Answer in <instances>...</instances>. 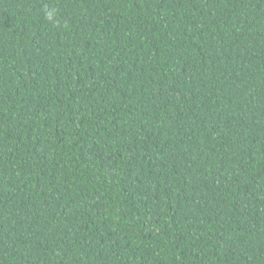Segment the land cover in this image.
<instances>
[{
  "label": "trees",
  "instance_id": "16d2710c",
  "mask_svg": "<svg viewBox=\"0 0 264 264\" xmlns=\"http://www.w3.org/2000/svg\"><path fill=\"white\" fill-rule=\"evenodd\" d=\"M0 264H264V0H0Z\"/></svg>",
  "mask_w": 264,
  "mask_h": 264
},
{
  "label": "clouds",
  "instance_id": "9594fccd",
  "mask_svg": "<svg viewBox=\"0 0 264 264\" xmlns=\"http://www.w3.org/2000/svg\"><path fill=\"white\" fill-rule=\"evenodd\" d=\"M47 16H48L49 19H51L52 16H53V13H52V12H49V13L47 14Z\"/></svg>",
  "mask_w": 264,
  "mask_h": 264
}]
</instances>
